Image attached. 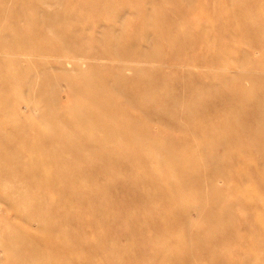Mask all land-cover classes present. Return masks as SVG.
Wrapping results in <instances>:
<instances>
[{"label":"rangeland","instance_id":"rangeland-1","mask_svg":"<svg viewBox=\"0 0 264 264\" xmlns=\"http://www.w3.org/2000/svg\"><path fill=\"white\" fill-rule=\"evenodd\" d=\"M26 7L24 21L12 17ZM2 11L0 264H264V0H0ZM48 78L59 85L50 99L65 104L67 81L82 90L86 80H112L105 95L116 113L177 155L216 153L219 169L202 170L207 156L186 176L168 162L148 166L157 178L145 165L99 171L96 156L72 164L75 176L58 169L54 144L44 142L55 125L40 127L46 114L28 109ZM134 102L182 126L154 125ZM23 124L32 131L21 132ZM15 140L39 176L18 172L7 150ZM41 242L46 257L35 251Z\"/></svg>","mask_w":264,"mask_h":264},{"label":"bare ground","instance_id":"bare-ground-1","mask_svg":"<svg viewBox=\"0 0 264 264\" xmlns=\"http://www.w3.org/2000/svg\"><path fill=\"white\" fill-rule=\"evenodd\" d=\"M21 9L22 10H12L11 15L12 17L15 16V18L17 17L18 19H22L24 21L27 17L26 14L28 12V8L26 7ZM2 14L3 11L0 16ZM39 38H43V36L39 34L37 39ZM85 43L89 44L87 41H85ZM13 46L15 47V44H10L8 46L4 45V48L11 50L13 49ZM28 48L29 46L25 41L24 49ZM6 65L8 68L11 67V65L9 66V63ZM25 72H29V69L27 68ZM34 78L35 77L31 75L29 77L28 74L25 76L24 80H33ZM10 80H15L14 74L11 75ZM48 80H51V86H48L47 84L41 85L40 88H38V97L40 100H30L28 109L30 111H41L46 114V116H44L39 123L40 127L43 128L49 125H55L52 139L50 141L45 140L44 142L54 144V148L48 150V152L54 157L58 169H61L63 166H68L66 171L68 173L73 172L72 175L75 176L78 172L73 169L72 164L75 162H90L92 156H96V161H92L94 167H97L95 170L100 171L114 169L113 171H116V174H123L124 172H129V170H139L138 166L145 165L144 173L148 177L153 178H157V176L162 177V174L154 169H150V171L148 166L151 164H165L167 162L171 165L177 166L180 164L183 166V171H185L184 175L186 176L187 171L191 173L195 170H200L198 164L202 163V160L206 158L204 156L210 157L213 161L208 167L205 166L206 168L202 169L203 171L208 170L210 172H216L219 169L217 162L218 156L216 153L214 154L211 151L205 152L201 149L182 157L180 156L181 154H175L173 148H163L162 146H159L157 136H151L147 130L143 132L140 123L129 120L127 121L125 118L120 116L118 112L116 113V111H114V107L109 104L108 95H105V90L112 87L114 84L112 80H104L101 83V87L96 85L93 80H86L83 83V88H81L82 90H80V88L72 82L67 81L65 89L68 90V104H65L62 97L56 99V97L52 96L53 99H50L52 91L58 89L59 85L57 80L55 83L52 82V79L50 78H48ZM123 81L132 84L147 82V80ZM11 89L13 90L12 87ZM121 89H118V92L125 95L124 88ZM79 98L81 100L80 103L78 101ZM139 98L140 97L138 96L135 100H139ZM126 101L130 103L128 99H126ZM52 108L55 109V114L50 112ZM133 110L140 113L141 116L151 121L154 125L160 124L170 126L174 129H178L182 126L181 122L176 120L173 116L164 114L161 115L160 108L157 106L153 107L152 111H149L143 108L140 104L134 102ZM21 115L24 116V114ZM192 117V115L185 113L187 122L192 123ZM69 120L71 121V126L68 129H61L60 124H63L64 121L69 122ZM21 127V132H24L25 134L32 131V126L28 124H23ZM149 128L157 130V127L150 126ZM196 135L204 137V133L200 131L199 127L196 128ZM217 138L219 139V137ZM2 139L5 140L7 138ZM188 139L179 141L177 146L185 144ZM15 143L16 140L12 143V145L11 142H9L7 144V150L11 159L14 158L18 163V172L20 173L21 171V174L29 173L28 175L39 176L41 170L34 167L35 160H33V158H28V160H26V155H23L22 151L18 149L19 147L14 146ZM42 147L43 146L40 145L37 146V148H39L37 150L38 155L46 157H48V155L50 156V154L47 153L45 149H42ZM111 148H127L130 151V154L121 156L116 154ZM35 154L36 153H34V155ZM25 164L31 165L33 169H30V167H28L29 169L24 168ZM100 164H102V166ZM79 173H83L84 175L87 174L86 171H79ZM169 187L172 188L173 184H170ZM74 198L77 202L78 200L75 196ZM217 202L218 204L216 205L221 203L219 201ZM66 204L70 206L72 205V201ZM248 205L249 207H254V203L252 202H249ZM262 211L264 212V210ZM218 220L216 223L219 224L220 222ZM262 232L264 233V229ZM21 237L22 240L29 238V236L23 237L22 235ZM39 243H37L38 247L35 251H38L42 257H46V253L42 250V242L41 246ZM66 249L67 248H63L65 251ZM49 251L50 250H48V252ZM55 261H53L52 264L58 263Z\"/></svg>","mask_w":264,"mask_h":264}]
</instances>
